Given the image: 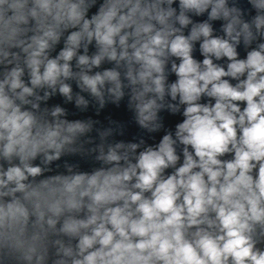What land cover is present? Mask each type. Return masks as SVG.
Masks as SVG:
<instances>
[{
	"label": "clouds",
	"instance_id": "clouds-1",
	"mask_svg": "<svg viewBox=\"0 0 264 264\" xmlns=\"http://www.w3.org/2000/svg\"><path fill=\"white\" fill-rule=\"evenodd\" d=\"M174 2L167 0L169 7L165 9L161 6L164 0H156L155 3L150 0H111L99 14L84 19L80 5L72 0H32L31 7L28 0H0V27L3 29L14 23H27L28 16L39 18L40 12L58 21L67 18L78 23L83 19L82 31L71 33L68 37L70 47L60 53L65 63L61 65L57 59H49L44 64L43 73L40 72V57L49 47V40H55L57 36L49 28L42 36L32 38L33 43L28 47L35 45V48L28 64L32 70L33 86H53L61 75H69L67 62L75 55L83 34L89 42L95 39L100 46V54L91 59L95 66H99L105 56L109 60H117V37L123 49L119 59L128 58L129 33L121 35L123 30L132 29L137 36L148 35L150 38L139 47L135 43L131 45L133 59L140 64V70L136 76L131 70L127 73L133 84L139 82L143 85V91L135 97L139 100L137 108L141 125L155 119L161 106L157 101L163 100L165 95L163 61L160 58L165 51L178 58L180 64L172 65L178 79L171 85L170 93L174 100L179 95L180 102L187 106L183 111L185 119L177 125L176 135L185 146H191L201 168V171L193 172L197 161L188 154L186 147V163L174 175L157 184L161 171L178 159L172 137L166 134L156 150L140 153L135 167L123 172L109 169L92 174L71 173L33 184L31 181L43 175L44 169L31 161L41 155L45 165L60 160L67 146L75 142L78 134L86 131V125L79 122L37 124L34 116L21 111L5 92L7 85L13 92L22 89L19 93L22 100L26 94H32L33 89L22 84L21 72L15 69L9 78L0 82V235L9 232L22 234L23 227L33 216L37 222H43L48 216V226L55 228L61 216L79 211L83 199L88 197L92 201L88 208L93 214L86 220L69 215L60 229L65 234L79 236L75 254L72 249L61 247L63 256L71 258L72 264H264V250L256 248L250 235L256 226L264 229V42L251 49L246 59H238L235 44L239 43L240 34L232 35V23L225 28L228 38L214 37L210 25L202 23L188 37L174 35L169 41L165 31L157 30L151 21L166 25L174 14L170 7ZM250 2L256 10L253 20L256 29H264V0ZM224 3L225 0L215 4L213 0H179L181 12L177 19L186 26L189 23L186 11L199 15L209 7L210 18H217ZM145 19L149 22H138ZM18 32V27L11 28V35ZM174 32L172 30L167 35ZM243 32L248 44L253 38L248 23H244ZM200 37L204 38L201 43L205 54L202 62L204 71L191 56L192 42ZM211 56L217 59L226 57L230 61L228 70L215 66ZM88 62L87 56L79 57L80 64ZM119 76L118 71L109 70L94 76L85 75L83 83L96 95L100 94L99 89L106 82L112 83L115 86L111 91L119 97L123 94ZM225 76L245 78L234 87L223 79ZM148 80L154 87L147 84ZM60 92L68 94L69 86L63 85ZM149 92L154 93L155 98L145 99ZM204 94L215 98L216 103L212 106L197 103ZM239 101L246 104L242 113L238 104L233 103ZM60 112L61 109L57 108L53 116ZM235 113L240 115L237 117ZM237 126L240 127L239 137ZM229 145L235 149L234 159L225 164L226 171L222 172L218 167L222 161L218 157L231 151ZM106 160L118 162L120 157L110 150ZM133 176L137 180L134 187L154 189L151 200H142L141 193H128L121 188ZM178 189L184 190L183 203L179 205L177 201L182 193ZM126 196L129 199L125 200L123 207L115 206L105 212L107 225L111 227L100 223L92 227L91 234L80 235L81 229L97 224L95 213L100 205ZM129 200L137 204L138 219H133L132 213L126 212ZM206 205L215 209L222 234L214 237L197 233L199 238L189 242L181 231L184 210L187 209L191 226L206 211ZM5 255L9 254L0 253V256ZM27 259L31 260L32 256ZM42 260L43 257L38 256L37 264ZM57 264H66V261L60 259Z\"/></svg>",
	"mask_w": 264,
	"mask_h": 264
}]
</instances>
